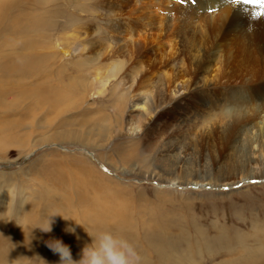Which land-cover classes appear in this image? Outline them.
<instances>
[{"label":"rangeland","instance_id":"374dc122","mask_svg":"<svg viewBox=\"0 0 264 264\" xmlns=\"http://www.w3.org/2000/svg\"><path fill=\"white\" fill-rule=\"evenodd\" d=\"M22 1L0 0L4 247L41 232L77 259L90 242L84 226L127 239L141 264H264V37L238 41L252 22L213 34L197 71L177 45L165 65L168 48L157 50L155 34L141 36L143 54L136 49V31L155 30L149 16L166 12L157 0ZM16 19L40 25L21 30ZM79 25L101 27L108 41L74 31ZM139 66L132 83L129 71ZM240 88L252 104L227 136L231 121L221 118L240 104L232 96ZM49 210L83 226L57 215L43 233L37 226ZM38 256L31 250L0 264H42Z\"/></svg>","mask_w":264,"mask_h":264},{"label":"bare ground","instance_id":"6f19581e","mask_svg":"<svg viewBox=\"0 0 264 264\" xmlns=\"http://www.w3.org/2000/svg\"><path fill=\"white\" fill-rule=\"evenodd\" d=\"M20 1H22V0H12V3H7L8 2L7 1L6 5H7V7H9L8 6L9 4H17ZM178 1L179 0H164L161 2L160 0L159 1L157 0L158 3L160 2L162 5L167 6V7H165L166 12L162 13L160 10H158V11H156L155 14L151 13V15L149 16L150 18H148V19H151V16H153V15L156 16V17L154 16L155 20H156V29H155L156 31L152 30V29L147 30L146 29L147 26H144L143 29L141 28L139 32L136 31V35H137L136 43L138 45V47L136 49L141 51V53L143 52V49H144V47L142 45L143 43L140 42L141 36L146 35L149 38V36H153L152 34L157 35L156 36L157 37V39H156L157 44L159 43L156 46L158 48L157 50H162L163 46H166V48H165L166 50L168 48V51H165V52H167L166 56H163V54H164L163 52L161 54L162 57L164 58V60H167L165 63L163 62L165 65H167L168 62H169V64L171 63L170 61L172 60L171 57L173 56V54L170 51L172 50V46L177 45L178 49H176V52L182 53V55L187 56L188 59L192 60L193 64L198 63L195 67L196 68L195 70H197V71H200L202 69L204 70L205 69V66H204L205 62H207L206 56H208V48H209V46H211L210 37L216 35L215 33L219 34L220 30H222V29H230V27L233 26L232 24L234 22H235L236 26H241V28L242 27L244 28L248 22H250V24L252 22L251 25H253L252 29H250L251 31H249L248 26L246 27V29L248 28V30H245L246 32H249L250 35H248V34L242 35L239 33L240 34V38L238 39L239 42H242L243 40H245L244 38H247V39L249 38V39H251L250 41L252 43L253 41L258 40L260 37H264V6L245 3L244 0H239L240 2L236 1V0L235 1H232V0H195V3H193L192 0H183L182 3H179ZM157 2H155L156 3L155 5H158ZM2 10H3V8H2ZM210 11L212 14L209 13ZM22 12L25 13L24 11H21V13ZM254 12L261 13L260 17L259 18L253 17ZM167 17H168V19H167ZM0 18L1 19L4 18L3 13H0ZM143 18H144V16H143ZM152 19H153V17H152ZM177 19H178V23L175 22V20H177ZM144 21H145V19H144ZM11 23L17 24L21 28V30H26V29L31 30V29H34L35 27H37V25H40L37 23L24 24V23H21V21L18 19L12 20ZM108 25L109 24H107V26ZM96 27L97 28L93 32H89V31H85V29H84V28H87L86 25H82V26L79 25L76 28H74V31H77V30L83 31V32H86L87 35L92 34L93 36H91V37H94V38L98 37V39H97L98 42L103 41V40L108 41V40H106V38H101L100 36H98V33H97L99 31L98 28H101V27H99V26H96ZM67 28H73V27H67ZM153 28H155V27L153 26ZM232 31H234V30H232ZM237 36H238V33H236L235 37L237 38ZM12 37H14V36H12ZM147 37H144V38H147ZM198 39L199 40L203 39V40H201L198 43ZM211 39H213V38H211ZM161 43H164L165 45L161 46ZM109 47H110V45L107 44V50L106 51H108ZM95 50L96 49H94V51ZM217 51H218V48H217L216 52ZM219 52L221 53L222 49H220ZM170 53L172 54V56L170 55ZM140 56H141V54H140ZM168 60H170V61H168ZM138 62H139V60H138ZM140 70H141V67L139 66L138 70H135V71L130 70L129 71L130 80H133L132 83L135 82V80L138 78L137 76H138V73L140 72ZM160 77L161 76H159V78ZM205 78H206V76H205ZM164 81H166V80L164 79ZM144 82H146V81H144ZM194 84L196 85V87H197V85L198 86L202 85V84H199V82H197V83L194 82ZM142 87L143 86L141 85L140 88H142ZM208 88H209V86H208ZM248 90H249L248 88H240V90H235L233 92L234 94H232V96L233 97L236 96V102L240 103V104H236L237 105L236 109L233 112L230 111L232 109V107H229L228 109H226L224 111V116L221 118V120L225 121L227 119V120L231 121V130L227 136L231 135L232 130H233L232 126L234 123L239 121V119L237 117L240 118L239 115H241V113L243 111H245L244 108L248 107L247 105L252 104V99L249 101H244V99L247 97L248 93L250 94V92H251V91L247 92ZM204 92H206V91H204ZM210 92H211V90H210ZM210 92L209 93L206 92V93L208 94V96H210L209 98H213L212 97L213 93L210 94ZM208 100H210V101L207 102V104L210 106L212 103H217V101H218V99H216V102L214 101L215 99H208ZM149 103H150V99L147 98V100H145V104H149ZM205 108H206V106H205ZM209 108L210 107H208V109ZM241 108H243V110L240 111ZM203 111H204V109H203ZM237 111H240V112L236 113ZM260 117L264 118V115L262 114ZM250 128H252V126L247 127L246 129L250 130ZM246 129H245V131H246ZM245 134H246V132H245ZM252 135L250 136L251 139H252ZM257 144H258V142L255 145H257ZM249 150H250V148H249ZM253 153H256V152L253 151ZM244 178H246V177H244ZM40 233L41 232L34 233L36 236L35 237L36 240H31L30 237L28 235H26L21 240L15 239L11 243L6 244V247H4V242H6L5 241L6 239L0 238V261L7 260L11 256H18L17 258L23 259L24 257H26V253H28V251H31V250H35V251L37 250V252H39L40 257L39 256L38 257L40 258L39 259L40 261L42 260L41 257L45 260H48V259L50 260L51 258H49V257H54L55 254L49 248L46 247L45 241L49 240V239L45 238L44 237L45 235L42 237L39 236ZM181 254H179V255H181ZM263 255H264V253H263ZM184 256H185V254H184ZM177 258H178V260L181 259V257L180 258L177 257ZM161 259H160V261L163 260V259L162 260ZM182 259H184V258H182ZM58 260L59 259L57 258V261ZM169 260H172V258ZM169 260H168V262H166V264L171 263ZM173 260H174L173 263L174 262H176L175 264L178 263L177 261H175V257ZM180 261L181 260H179V263H180ZM53 262L55 263L54 260L49 261V264H53ZM42 264H45L44 260L42 261Z\"/></svg>","mask_w":264,"mask_h":264},{"label":"clouds","instance_id":"9594fccd","mask_svg":"<svg viewBox=\"0 0 264 264\" xmlns=\"http://www.w3.org/2000/svg\"><path fill=\"white\" fill-rule=\"evenodd\" d=\"M57 215L65 220L71 219L76 224L83 226L74 218L65 217L60 212L49 210L45 217V223L37 227L42 232H51L54 218ZM83 228L90 237V242L85 243L80 249L77 259L73 258L70 246L62 239L52 238L45 241L46 246L59 256V260L55 264H141V257L135 246L127 239L118 237L108 230L90 232L84 226ZM65 231L75 233L76 230L75 227L68 225ZM41 259L44 260L45 264H49L47 260L42 257Z\"/></svg>","mask_w":264,"mask_h":264},{"label":"snow or ice","instance_id":"6c2138e0","mask_svg":"<svg viewBox=\"0 0 264 264\" xmlns=\"http://www.w3.org/2000/svg\"><path fill=\"white\" fill-rule=\"evenodd\" d=\"M192 2L195 3V0H192ZM245 3L264 6V0H245ZM260 15H261V13H259V12L253 13V17H255V18H259Z\"/></svg>","mask_w":264,"mask_h":264},{"label":"water","instance_id":"95a60500","mask_svg":"<svg viewBox=\"0 0 264 264\" xmlns=\"http://www.w3.org/2000/svg\"><path fill=\"white\" fill-rule=\"evenodd\" d=\"M91 154H93V152H90ZM103 166V165H102Z\"/></svg>","mask_w":264,"mask_h":264}]
</instances>
